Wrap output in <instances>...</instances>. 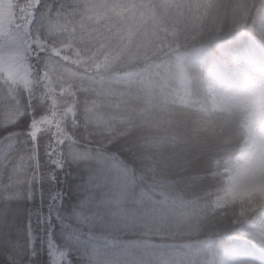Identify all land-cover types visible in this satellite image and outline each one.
Segmentation results:
<instances>
[{
	"label": "trees",
	"instance_id": "obj_1",
	"mask_svg": "<svg viewBox=\"0 0 264 264\" xmlns=\"http://www.w3.org/2000/svg\"><path fill=\"white\" fill-rule=\"evenodd\" d=\"M109 1L113 5H143L141 10L135 12V22L140 17H147V20L142 27L136 26L133 35L139 33L136 36L138 44L142 43L145 32L154 33L155 37L153 43L146 44L140 51L143 56L135 61L137 70L128 76L115 77L121 85L116 94L108 88H101L98 83L85 84V88L98 93L94 98L101 103L99 107L91 109L92 119L97 123L91 128L80 126L82 139L73 137L74 144L82 143L92 150L111 147L110 155L113 158H119L121 153H134L142 167L154 168L176 182L183 195L174 204L170 202L159 209L175 220L163 246L177 254L176 264H216L217 261H223V264H264V248L245 233L253 230L251 224L237 227L208 213L205 207L203 189L211 183L213 175L223 171V164L235 154L237 124L219 111L212 110L211 97L198 78L205 64L219 61L227 65L230 53L239 45L242 35V43H247L249 39L252 42L251 59H264V42L259 38V28L264 22V0ZM44 2L54 7L64 5L59 25L55 20L53 22L56 40L67 41L71 38L74 45L83 49L90 46V39L96 37L93 29L108 33L105 27L108 22L91 19L83 29L78 23H71L79 21L82 12H79L80 7L73 10L69 0ZM16 14V21L10 27L13 33L18 28H27L24 23L26 10L22 9L21 13L19 9ZM128 16L127 9H116L113 22ZM65 20L67 30L63 27ZM176 53L182 55L179 65L186 76V91L181 96H174L171 91L168 93L165 90L166 93L162 92L165 100L159 104L155 90H159L157 85L163 76L170 74ZM67 54L72 55L70 51ZM88 75L93 80L99 79ZM129 83L135 86L126 87ZM150 90L155 94L154 98L148 99L147 92ZM120 92L124 95L121 96ZM78 99L83 100L84 97L78 96ZM24 127L19 122L10 127H0V145L6 143L9 132L19 133ZM68 157L69 161L87 158L79 148H72ZM82 176V169L69 163L65 173L61 174V181L66 184L67 179L71 178L78 186ZM82 196L83 193L76 190L75 199L67 207L62 205L61 212L71 215ZM33 203L38 202L12 201V206L30 208ZM56 228L59 230L60 225L57 224ZM26 241L22 216L18 241L13 247L0 248V264H6L13 256H24L27 252ZM40 255L50 264L46 251Z\"/></svg>",
	"mask_w": 264,
	"mask_h": 264
},
{
	"label": "clouds",
	"instance_id": "obj_2",
	"mask_svg": "<svg viewBox=\"0 0 264 264\" xmlns=\"http://www.w3.org/2000/svg\"><path fill=\"white\" fill-rule=\"evenodd\" d=\"M110 7L127 9L129 16L117 22L109 17L107 34L93 29L97 35L90 39V46L82 49L70 38L59 43L54 56L41 61L28 53L23 34H0V84L11 83L18 89L21 106L33 95L42 114L75 110L78 126L65 124L75 138L80 137V126L91 128L97 123L91 109L101 103L94 98L98 93L85 84L98 83L116 94L121 85L115 77L136 71L135 61L142 58L136 44L139 33L134 36L133 32L135 12L144 6L120 3ZM86 10L85 5L81 19L71 23L85 28L91 21ZM41 32L49 39L56 35L48 20ZM259 33L264 42V22ZM242 37L227 65L219 61L205 64L198 73L211 97L212 110L237 124L235 154L223 164L222 172L210 178L202 198L208 213L237 227L251 224L253 230L264 232V59H251L252 42L242 43ZM69 51L72 55L67 54ZM88 74L99 79L93 80ZM134 86L129 83L126 87ZM72 148L87 156L69 161L82 169L81 183L90 190L83 193L77 206L91 196L90 210L77 207L71 213L93 236L92 251L84 264H176L177 254L163 246L175 220L159 211L183 195L176 182L154 168L142 167L134 153L113 158L111 147L92 150L77 143L69 152Z\"/></svg>",
	"mask_w": 264,
	"mask_h": 264
},
{
	"label": "snow or ice",
	"instance_id": "obj_3",
	"mask_svg": "<svg viewBox=\"0 0 264 264\" xmlns=\"http://www.w3.org/2000/svg\"><path fill=\"white\" fill-rule=\"evenodd\" d=\"M25 9L27 28H18L15 34H23L28 53L37 61L54 56L59 43L67 41L46 38L41 29L45 20L52 26L55 20L59 25L64 5L54 7L44 0H25ZM66 25L67 20L63 25L65 30ZM18 100L16 87L11 83L0 84V127L18 122L25 126L19 133L9 132L6 143L0 145V248L17 243L22 216L27 237L25 255L13 256L6 264H49V260L40 255L45 251L50 264H84L94 243L93 236L81 226L75 213L61 212L62 205L67 207L75 199L76 190L90 191L83 183L77 186L71 178L66 184L61 181V174L70 163L68 152L74 145L73 135L68 133L65 124L78 126V115L75 110L42 114L31 94L23 106ZM90 200L91 196L76 208L90 210ZM12 201L38 203L21 208L13 207Z\"/></svg>",
	"mask_w": 264,
	"mask_h": 264
},
{
	"label": "rangeland",
	"instance_id": "obj_4",
	"mask_svg": "<svg viewBox=\"0 0 264 264\" xmlns=\"http://www.w3.org/2000/svg\"><path fill=\"white\" fill-rule=\"evenodd\" d=\"M69 2L73 5V10H80L79 12L85 11V5L87 6V17H90L92 20L99 22L104 21L108 22L109 17L112 18V22L114 19V14L116 9L111 8L110 6L113 5V3L109 0H69ZM25 9V0H0V34H15L10 31V27L15 23L17 18V12L18 10ZM26 10V9H25ZM147 20V17H140L137 22H135L134 25V32L136 30V26L140 27L142 24H144ZM142 27V26H141ZM155 34L151 35L150 33H146L142 36L143 40L141 44L137 43L138 51L140 52L143 47H145L146 44H149L150 42L153 43ZM143 56V55H141ZM175 58L173 60V63L171 65V72L170 74H166L163 76L162 81L159 82L157 85L159 90H155L157 95V102L161 104L165 99V94H162V92L166 93L165 90L169 93H171L175 96H181L186 91V76L184 71L179 65V61L182 57L181 53H176ZM176 61V63H175ZM148 96L146 98H154L155 92L150 90L147 92ZM246 234L252 236L256 241L259 242V244L264 248V233L263 232H257L253 230H247L245 231ZM254 264V263H253Z\"/></svg>",
	"mask_w": 264,
	"mask_h": 264
}]
</instances>
